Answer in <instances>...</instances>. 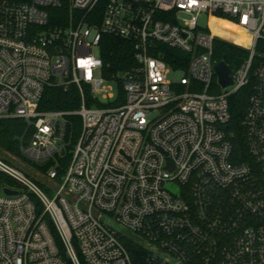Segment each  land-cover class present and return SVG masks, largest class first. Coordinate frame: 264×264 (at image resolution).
Wrapping results in <instances>:
<instances>
[{
	"label": "built area",
	"instance_id": "built-area-1",
	"mask_svg": "<svg viewBox=\"0 0 264 264\" xmlns=\"http://www.w3.org/2000/svg\"><path fill=\"white\" fill-rule=\"evenodd\" d=\"M100 1H0V119L32 127L23 152L50 163L51 181L72 154L50 192L0 157L18 191L0 192V264H264V0H107L98 12ZM64 5L51 24L50 8ZM217 13L248 40L200 25ZM105 34L132 42L135 66L110 73ZM217 37L249 51L228 86L215 70ZM249 84L251 160L236 162L229 98ZM71 85L79 109H38L46 87ZM72 115L81 118L74 144Z\"/></svg>",
	"mask_w": 264,
	"mask_h": 264
},
{
	"label": "trees",
	"instance_id": "trees-1",
	"mask_svg": "<svg viewBox=\"0 0 264 264\" xmlns=\"http://www.w3.org/2000/svg\"><path fill=\"white\" fill-rule=\"evenodd\" d=\"M7 2H28L30 0H0ZM107 0H101L97 10L101 12ZM68 7L64 5L62 8H50L51 24H56L52 15L58 13L65 16ZM224 19V20H223ZM172 20V19H170ZM228 18L221 13H217L216 17L211 18V27L213 31L219 36H227L229 38H236L239 42L247 41V36L241 28L228 22ZM168 53L179 57H184L189 61L191 54L183 53L176 49L165 48ZM100 55L103 58L105 65L108 67L110 73L119 70H127L136 65L134 58V49L131 41L113 35L105 34L100 44ZM249 56V51L237 44H234L225 39L217 37L214 41V55L216 61H224L230 68L236 69ZM169 62L176 66V60L169 59ZM178 64V63H177ZM180 65V63H179ZM182 65V63H181ZM185 67L188 63L183 64ZM252 84L242 87L237 92L232 94L229 98L231 121L229 123V132L232 133L231 139L234 146V159L236 162L251 160V154L247 146L245 130L242 125V120L245 117L249 99L252 94ZM88 94V90H86ZM89 98V96H87ZM81 104V96L78 88L71 85L67 90L58 86H48L45 88L43 96L39 101L38 109L40 111L50 110H74L78 109ZM33 129L29 127L27 122L22 118H1L0 119V149L9 150L15 155L21 156V139L25 141L26 136L31 135ZM81 131V118L78 115L70 117L68 125V138L74 144ZM22 140V141H23ZM71 148L66 149V153L59 157L60 171L58 178H61L63 172L71 161ZM50 163L46 166L49 167ZM44 169V168H43ZM38 183H41L37 180ZM8 186H17V183L10 176L0 172V192L2 188ZM39 212L42 210L41 205L38 207ZM46 221L49 223L50 230L55 238V241L60 249V254L67 259L66 249L63 245L61 237L52 224L50 219L46 216ZM129 250L134 253L135 247L132 243H127ZM69 263V261H68Z\"/></svg>",
	"mask_w": 264,
	"mask_h": 264
},
{
	"label": "rangeland",
	"instance_id": "rangeland-1",
	"mask_svg": "<svg viewBox=\"0 0 264 264\" xmlns=\"http://www.w3.org/2000/svg\"><path fill=\"white\" fill-rule=\"evenodd\" d=\"M228 20H229V22L231 21L232 23H235V20H231L229 18H228ZM199 23L204 28L208 27V25L211 24V17L208 14H202L200 17ZM180 75L181 74L172 73L170 75V77L173 79L175 77L176 78L180 77ZM98 76L101 77V74L98 73ZM107 85L111 86L113 89H116V85L112 82L108 83ZM87 96H89V98H90L89 92H88ZM74 110H77V109H74ZM157 114H158V112H155L154 114H152L151 118H153ZM30 137H31V135L26 136L25 141L23 140V138L21 139V146H20V150H21V154H22L21 156L15 155L12 152H10L9 150H5V149L1 150L0 149V157L3 158L4 160H6L8 163L13 164L14 166L18 167L23 172H25V174L29 178L33 179L43 190L50 192V190H48V188L55 185V184L61 183L62 182V176H61V178H58L56 182L51 181L48 178V175H47L48 167L45 164L32 162L25 156L23 149H24V146L26 145V143ZM37 180L40 181L41 183H38ZM9 187H11V186H9ZM12 187H14V186H12ZM116 227L120 230L125 231V229L118 224H116Z\"/></svg>",
	"mask_w": 264,
	"mask_h": 264
},
{
	"label": "water",
	"instance_id": "water-1",
	"mask_svg": "<svg viewBox=\"0 0 264 264\" xmlns=\"http://www.w3.org/2000/svg\"><path fill=\"white\" fill-rule=\"evenodd\" d=\"M215 70L219 77V81L223 86H228L233 83V71L224 61H217L215 64ZM3 192L8 195H16L17 190L11 189L9 187H4Z\"/></svg>",
	"mask_w": 264,
	"mask_h": 264
}]
</instances>
